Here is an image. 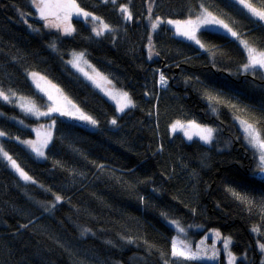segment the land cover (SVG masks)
I'll use <instances>...</instances> for the list:
<instances>
[{
  "label": "trees",
  "instance_id": "obj_1",
  "mask_svg": "<svg viewBox=\"0 0 264 264\" xmlns=\"http://www.w3.org/2000/svg\"><path fill=\"white\" fill-rule=\"evenodd\" d=\"M76 3L109 29L98 36L102 28L73 16L64 35L45 27L31 0H0V90L42 101L28 78L38 73L97 121L93 130L59 116L38 161L20 143L35 132L14 119L33 130L43 122L0 100V145L32 177L24 181L0 159V264H217L174 259L165 217L218 229L233 239L234 255L246 256L237 264H264V183L235 122L254 124L264 139V77L254 70V79H241L247 53L238 41L264 51V25L234 0ZM205 9L238 37L202 30L200 47L165 25ZM73 52L135 106L117 117L116 107L69 69ZM177 121L213 127L215 137L210 145L171 139Z\"/></svg>",
  "mask_w": 264,
  "mask_h": 264
},
{
  "label": "rangeland",
  "instance_id": "obj_2",
  "mask_svg": "<svg viewBox=\"0 0 264 264\" xmlns=\"http://www.w3.org/2000/svg\"><path fill=\"white\" fill-rule=\"evenodd\" d=\"M234 1L237 2L239 5H241L238 0H234ZM244 9L248 12V10L246 8H244ZM202 13H204V11H201L199 17L201 16ZM248 13L251 15L250 12H248ZM38 16H39V13H38ZM73 16L83 18V19H87L88 23L92 25L94 30H100L102 28V23L97 21V20L92 19L91 16L84 17L82 15L77 16L74 14L71 17H73ZM213 16L216 17L215 15H213ZM252 17H254V16H252ZM216 18L218 20H221L218 17H216ZM254 18H256V20H259L257 17H254ZM197 19L198 18H194L192 20L195 21ZM57 22H59V21H57ZM260 22L264 25V21L260 20ZM224 23L227 24L226 22H224ZM165 25L167 27L173 29L174 31H176V25L175 24H168L167 21H165ZM65 26H68V20L66 22H63V24L60 28H55V29L58 30L61 34L65 35L66 34L64 32ZM202 30L219 32V33H222V34H224L230 38H235L231 35L230 32H228L226 29L220 27L219 25H204V26H201L199 28V30L196 32V36L198 39H199L198 33ZM184 39L188 40L186 37H184ZM241 40H243V39L238 40L239 44L241 46H243V49L247 53V49L244 47L243 44L240 43ZM188 41L192 42L195 45H198L192 40H188ZM80 54L81 53H74L73 52V53L68 55V57L66 58V64L69 66V69H71L78 77H80L85 82H87L94 90H96L98 93H100L104 98H106L108 101H110L116 107L118 117L123 115V113L131 107L125 108V110L123 112L118 111V101H120L122 103L123 100L121 97H119L117 95V93H121V92H125V91L120 89V88H117L114 85V83L109 79L108 76L104 75L99 70H97L86 59L84 54L82 56ZM247 63H248V53H247ZM254 70L255 71L258 70V72H260L264 77V69H261L259 67L249 68L247 70H245L244 66L241 68V72H244V71H253L254 72ZM32 73H34V72H30L28 74V78H29L31 84L33 85L36 93L42 99V101H39L36 99H29L26 97L18 96L14 93L3 92L1 90H0V92H3L5 95H7L9 99L6 101L2 97H0V100L4 103L14 104L19 110H21V112H24V114L27 115L28 117L33 118L37 121L43 122V124H38V126H35L34 130H33L31 128V126L28 125L27 123H25L24 121H17V119H14V121L16 123L18 122L19 125L22 126V124H23V125H25V127H27L28 129L35 132V137L33 139L26 140V141H31L37 147H39L41 149V151H43V153H44L43 156H39L35 151H33L32 147L29 144L23 143L24 142L23 140H20V143L23 144L32 153V155L35 157V159H37L38 161H44L46 158V149L53 139L56 121H57L58 117L61 116V113L59 111H56V112H50L49 115H39L36 112L26 111L27 107L34 104L35 108L38 109L39 112H48L51 107H59L63 111H69V112L74 113L73 115H69V116L74 117L75 119H77L79 121L85 122L93 130L97 129V125L96 124L93 125V124L89 123L88 121L78 119L77 117H78L79 113L76 111V109H79L78 106L71 99H69L58 87H56L54 84H52L45 76L36 73L37 76L34 78L32 76ZM49 96H51L52 99H49ZM113 96H116V99H113L112 98ZM130 99H131V97H130ZM73 105L75 107H73ZM79 111L82 112L80 109H79ZM240 121H241V119H239V118L235 119V122H236L238 128L240 129L241 133L244 136V142H245L246 146L254 152V155H255L256 161H257L256 168L257 169L263 168L264 163L261 162L260 157L264 153H262V150L259 147H254L253 145H251L249 143L248 139L246 138V133L243 131V126L241 125ZM179 122L182 125H184V127L181 128L178 126L176 128V130L173 131L172 125L175 124L176 123L175 122L170 127L171 131H173L175 134L180 135L187 142L199 141L205 145H210L211 142L213 141L214 137H215L216 130L213 127L203 125V124H199L195 121H186V122L179 121ZM192 122H195V124L199 125L201 128H212L213 129L211 142L205 143L203 140H201L199 138L198 135L195 134L198 131V129L188 127V125L191 124ZM250 124H252V123H250ZM253 126L257 129V127L254 124H253ZM49 134H50V138H49ZM189 135L192 136V139L188 138ZM46 139L48 142H47V145L44 146V141ZM261 139H262V137H261ZM0 147H1V145H0ZM4 152L5 151L1 147L0 148V159L2 161H4L5 163H7L8 167L14 172L15 169L12 167L11 162L4 157V155H3ZM28 182H32V181H28ZM164 220L167 223V225L174 230L175 236H174L173 240L176 239L179 241H183L184 244H186L188 246L186 250L190 251L191 253H194L196 255V257H197L196 259H191L188 261H201V262H209V263H217L218 264V263H220L221 256L223 255L224 260H225V264H230L229 253H231V256L235 258L234 260L231 261V264H237L240 259L246 260V256H242L239 258L236 255H234V253L232 251L233 239L230 237H226V236L222 235V233L218 229H210V230L206 231L204 227L199 226V225L185 226V225L181 224L178 220L171 219L168 217H165ZM179 228H183L184 231L180 232ZM217 233H219V235H217ZM225 240L228 241L227 248H225ZM259 249L262 250L261 247H259ZM174 259H176L179 262L182 260H186V259L178 258V257H174Z\"/></svg>",
  "mask_w": 264,
  "mask_h": 264
},
{
  "label": "snow or ice",
  "instance_id": "obj_3",
  "mask_svg": "<svg viewBox=\"0 0 264 264\" xmlns=\"http://www.w3.org/2000/svg\"><path fill=\"white\" fill-rule=\"evenodd\" d=\"M31 3L36 8V11L39 13L40 19L46 21L45 27L60 28L63 22H66L67 20H69L70 17L74 14L77 16L82 15L84 17L91 16V13L85 12L83 9L79 7V5L76 3V0H31ZM239 3L244 8H246L248 12L251 13L252 16L257 17L261 21H264V0H257V3L261 4L260 8L255 7L253 3L249 2V0H239ZM121 11L124 13H127L126 19H131V13L128 12V9L126 7L121 8ZM92 19L99 20V17L93 16ZM101 23H102L101 31L96 32V35L98 36L102 34L103 30L109 29V26L107 24H104L103 22ZM167 23L175 24L176 32L178 35L184 36L188 40L194 41L196 44L200 45V47H204V45L197 38L196 32L199 30L201 26H204V25H219L220 27L230 32L233 37H238L237 32L233 31L222 20H218L206 9L204 13H202L201 16L198 17V19L195 21L191 19L185 20V21L169 20L167 21ZM157 27H158L157 23L152 24L153 29ZM71 31L72 29L70 25L64 27V32L66 34H70ZM240 43L244 45L248 53V63L244 65L245 70L249 68H257V67L264 69V51L258 52L255 48L249 46L247 41L241 40ZM80 55L82 56L83 54L81 53ZM32 76L35 78L37 74L32 73ZM160 82L161 84L166 83L165 77L163 75H161L160 77ZM117 95L121 97L123 100L122 103L118 101V111L123 112L125 108L135 106L132 100L130 99V97L128 96L127 92L117 93ZM0 97H2L6 101L9 99L8 96L5 95L3 92H0ZM112 98L116 99V96H113ZM49 99H52V97L49 96ZM73 107L75 106L73 105ZM26 111L36 112L39 115H49L50 112H56V111H59L61 115H73L74 114L69 111H63L59 107H51L48 112H39L38 109L35 108L34 104L27 107ZM76 111L79 113L77 117L78 119L88 121L89 123L93 125L97 123V121L94 120L91 116L85 115L83 112H80L79 109H76ZM240 123L243 126V131L246 133V138L248 139L249 143L253 145L254 147H259L262 150V153H264V139H261V133L253 126V124H250L247 121L241 120ZM112 124H116L115 119L112 120ZM178 126L181 128L184 127V125H182L179 121H177L175 124L172 125L173 131H175ZM188 127L198 129V131L195 134L198 135L199 138L203 140L205 143L211 142L212 133H213L212 128H201L199 125L195 124V122H192L191 124H189ZM3 135H5V133L0 132V136H3ZM49 138H50V134H49ZM188 138L192 139V136L189 135ZM47 142L48 141L46 139L44 141V146L47 145ZM23 143L29 144L32 147L33 151H35L39 156L44 155L43 151H41V149L37 147L33 142L24 141ZM3 155L6 159H8L11 162L12 167L19 173L20 177L23 180L25 181L32 180V177H30L23 169H21L19 165H17L16 161L13 160L12 157L9 156L7 152H4ZM260 159H261V162L264 163V154L261 155ZM261 171L264 172V168H261ZM232 194L237 199L251 203L250 201L247 200L246 197L241 196L239 193L233 192ZM60 199H61L60 196H56L57 201H59ZM179 231L183 232L184 229L179 228ZM217 235H219V233H217ZM227 246H228V241L225 240V248H227ZM187 247L188 246L184 244L183 241L174 239L172 241V246H171V255L173 257L183 258L186 260L196 259L197 257L194 253H191L190 251L186 250ZM260 247L262 250H264V244H261ZM229 256H230V264H231V261L234 260L235 258L231 256V253H229Z\"/></svg>",
  "mask_w": 264,
  "mask_h": 264
},
{
  "label": "water",
  "instance_id": "obj_4",
  "mask_svg": "<svg viewBox=\"0 0 264 264\" xmlns=\"http://www.w3.org/2000/svg\"><path fill=\"white\" fill-rule=\"evenodd\" d=\"M63 118L65 120H67V121H70V122H79V123H82V124H86L85 122L79 121V120H77L74 117H71L69 115H63ZM170 135H171V139H172L174 137V132H170ZM254 175L259 181L264 183V172L261 171V168L260 169H256L255 172H254Z\"/></svg>",
  "mask_w": 264,
  "mask_h": 264
},
{
  "label": "bare ground",
  "instance_id": "obj_5",
  "mask_svg": "<svg viewBox=\"0 0 264 264\" xmlns=\"http://www.w3.org/2000/svg\"><path fill=\"white\" fill-rule=\"evenodd\" d=\"M245 65V64H244ZM243 65V66H244ZM242 66V67H243ZM241 67V68H242ZM240 71H241V69H240ZM241 74H242V78L241 79H244V78H248V79H254L253 78V76H252V74H253V71H244V72H241ZM118 117V116H117ZM121 117V116H120ZM115 120H117V118L115 119ZM117 122V121H116Z\"/></svg>",
  "mask_w": 264,
  "mask_h": 264
}]
</instances>
